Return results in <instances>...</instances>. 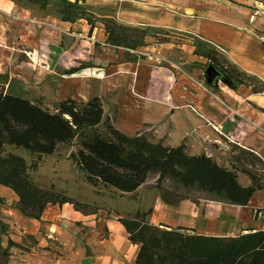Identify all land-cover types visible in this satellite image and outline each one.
<instances>
[{
	"label": "crops",
	"instance_id": "crops-1",
	"mask_svg": "<svg viewBox=\"0 0 264 264\" xmlns=\"http://www.w3.org/2000/svg\"><path fill=\"white\" fill-rule=\"evenodd\" d=\"M254 1L148 0L140 9V21L149 23L151 27L190 34L192 38L209 45L220 62L223 60L220 51L226 54V61L223 62L227 64L220 66L233 68L258 80L256 72L264 71V45L256 40L264 34V10L259 3L256 4L259 9H253ZM153 3L155 6L151 5ZM162 5L170 11L163 12ZM27 17V11L17 8L14 2L0 0V25L1 19H5L7 29L11 30L9 36L19 40L20 45L27 43L31 37V30H27V26L35 29ZM134 18L139 19L137 14ZM28 21L30 25H27ZM71 26L62 22L52 25L59 32L52 33L56 48L51 52V69L78 70L74 67L78 62L82 69L104 72L103 76H98L102 82L97 83L113 99L116 114L113 120H107L117 132L136 137L142 134V129L146 133L150 126L163 121L166 128L164 139L168 141L166 145L176 146L170 143L173 137H179L189 155L199 156L204 151L206 156L218 163L220 154L216 153L215 145L225 144L228 148L229 144L236 147L232 155L237 151L243 154L249 152L264 163L262 92L254 93L248 84H241L235 90L220 84L209 88L199 87L192 80L188 82L183 77L174 76L167 68L151 67L149 61L140 62L129 55L123 59L122 55H116L115 60L114 55L111 57L113 60L104 57L98 62V59L90 56L92 48L89 42L85 54L72 51L71 46L62 48L60 36L78 37L68 32ZM89 30L83 27L84 34H90ZM194 39L191 47H194ZM142 43V46L130 52L154 59L158 58L156 53L167 55L177 45L169 41L153 42L151 45L144 39ZM38 47L31 49L34 56L39 53ZM139 48L144 51H136ZM191 54L204 59L193 51ZM93 61L94 65L91 63ZM220 66L216 64V68ZM2 69L0 76L7 74L2 73ZM11 80L12 77L8 76L4 80L5 85ZM118 90L126 93L124 102H120ZM128 90L133 91L131 96L127 94ZM102 107L104 119L103 102ZM239 182L245 186L250 181L245 178ZM146 184L122 196L136 198L139 203L132 209L136 212L139 207L148 205L150 213L147 221L151 226L213 238H234L264 232V181L244 207L209 198L194 201L185 198L175 205H169L163 202L159 192L144 188ZM64 196L73 201L70 196ZM99 198L100 201L96 202L99 206L95 205L93 199L83 203L73 201L47 205L39 220L24 217L16 210H4L7 207L0 204V222L6 228L2 235L5 240L0 238V247L7 254L4 264H134L139 246L130 243L128 234L119 222L120 219H130L132 211L120 210L114 204L112 206L104 196ZM77 200L85 199L80 196Z\"/></svg>",
	"mask_w": 264,
	"mask_h": 264
},
{
	"label": "trees",
	"instance_id": "trees-1",
	"mask_svg": "<svg viewBox=\"0 0 264 264\" xmlns=\"http://www.w3.org/2000/svg\"><path fill=\"white\" fill-rule=\"evenodd\" d=\"M65 6L66 9L57 15L62 22L84 19L90 24L89 32L92 31V23L82 14L81 8L68 3ZM104 27L106 41L116 47L135 50L143 44V35L141 39L132 33L126 34L123 29H118L114 35L107 25ZM210 50L194 54L213 60L210 64L216 67L219 65L217 56ZM217 69L222 74L220 82L230 90L248 84L254 93L261 92L254 86V83L259 84L256 79L233 68L220 66ZM102 119L103 107L98 97L87 102L65 99L57 103L54 112H49L28 99L8 93L0 83V154L6 146H12L31 155L47 156L59 146L79 139V149L71 158L85 173L87 182L95 185L99 182L121 195L131 194L144 185L150 172L158 174V180L169 176L184 186L194 185L212 193L218 202L234 206H246L261 188V184L251 178L252 187L242 189L233 173L218 168L203 156L187 157L181 147L166 150L152 146L143 138L124 136L109 125L106 126L107 137L96 132L84 133L86 129L97 128ZM36 167L37 163L28 165L22 157L13 154L0 156V188L8 189L16 196V208L22 216L39 220L47 205L72 201L57 192L39 188L29 174ZM160 193L166 204L175 205L181 200L168 198V194H173L169 191ZM149 213L119 220L130 243L139 246L134 264H264V232L225 239L184 235L148 225L145 219ZM5 230L0 222V235ZM6 255L0 248V259L4 260ZM4 262L0 261V264Z\"/></svg>",
	"mask_w": 264,
	"mask_h": 264
},
{
	"label": "rangeland",
	"instance_id": "rangeland-1",
	"mask_svg": "<svg viewBox=\"0 0 264 264\" xmlns=\"http://www.w3.org/2000/svg\"><path fill=\"white\" fill-rule=\"evenodd\" d=\"M15 2V6L20 10L23 9L27 11L28 17L30 19L35 29H30L31 26H27V30H31L30 39L27 43L20 45L19 40H14L11 38L10 29H7V21L1 19L0 25V68H3L2 73H7L6 75L0 76V83L8 93H12L14 96H18L24 99H28L32 104L40 106L43 109L48 110L49 112H54L56 105L59 101H62L67 98L73 97L74 100L79 102L88 101L89 99L99 96L103 102L105 116L102 123L95 129H86L84 133L92 134L93 132L98 133L102 137H107L106 126L110 123L107 119H114L116 114V107L112 103L111 95L105 92L101 85L97 83L99 80L98 76H103L104 72L98 70H89L82 69L78 65V62L74 65L75 68H78L76 72L68 73L71 69L66 70L61 68L58 69L54 67L51 69V52L53 48H56V43L52 40V36L59 31L53 29L52 25L62 22L57 15L59 11H64L66 9L65 3L74 5L76 8H81L82 14L92 23V31L90 34L83 33V27L90 29V24L84 19H78L72 23L62 22L72 24L69 33H74L77 38H71L68 36H60V41L62 43V48L65 49L69 46L73 51H77L80 54H85V51H88L87 42L91 43L90 47L92 48L91 57L98 59V62L105 58L113 60L111 57L114 55V60L116 55H122V59L129 55L134 57L138 61H149L151 67L157 68H167L172 74L177 75L180 78H184L185 81H194L199 85V87L209 88L205 83V70L213 61L211 59H199L192 56L195 52H207L211 51L209 46H202L201 42L195 39L193 41L194 47H191L192 35L186 33H178L169 29L151 27L149 23L141 22V7L148 0H9ZM254 1V0H253ZM261 5L262 10H264V0H255L253 4V9H259L256 4ZM155 6V3L151 4ZM163 12H168L170 9L165 5H162ZM48 11V14L45 12ZM140 12V13H139ZM264 12V11H263ZM180 13V12H179ZM137 14L139 19H135L134 16ZM140 14V16L138 15ZM17 18V17H16ZM11 20H13L11 18ZM108 21V22H106ZM7 25H6V24ZM44 23V24H42ZM29 21L27 25H30ZM113 32L114 35H117L118 29H123L126 34H131L142 39L144 36V42L153 44V42H167L177 44L175 45L171 52L165 53H156V59L134 54L135 51L130 52L126 48L116 47L106 41V26ZM52 27V29H51ZM5 29V30H4ZM45 31H49L45 32ZM131 31V32H129ZM54 33V34H52ZM12 35V34H11ZM46 36V37H45ZM35 38V40H34ZM88 38L90 40H88ZM43 39V40H42ZM41 40L42 44L39 43ZM258 41V37L257 40ZM259 42V41H258ZM190 43V44H189ZM260 43V42H259ZM156 44V43H155ZM39 46V47H38ZM148 46V45H147ZM32 47L39 49V53L34 56ZM213 50V49H212ZM132 51V50H131ZM136 51H144L143 48H139ZM88 53V52H87ZM221 56L224 61L226 54L221 52ZM89 55V54H86ZM135 55V56H134ZM220 65H225L227 63L218 61ZM94 65V61L91 62ZM229 66V65H228ZM65 71V72H63ZM125 74V73H124ZM258 83H254V86L262 92L261 95H264V71L256 72ZM262 75V76H260ZM12 77V80L9 84L5 85L4 80ZM119 77V76H118ZM257 77V76H256ZM262 79H261V78ZM102 79V78H101ZM104 79V78H103ZM243 82H247L246 79H241ZM222 86L223 84L219 82L217 85ZM120 85V84H118ZM224 86V85H223ZM222 86V87H223ZM130 96L133 94L132 90H128L127 94ZM120 102H124V96L126 93H123L122 90H118ZM125 94V95H124ZM116 96V94H113ZM112 95V96H113ZM26 97V98H25ZM191 108V107H189ZM117 116V115H116ZM148 129V128H147ZM141 130L142 134L137 135L138 138H143L147 143L152 146H158L160 148L173 150L181 147L183 153L187 157H205L206 159L211 160L218 168L231 172L234 174L237 184L242 189H247L252 187L251 178H255L260 184L264 181V163L262 160L256 156L246 152H236V147H232L228 144V148L225 144L215 145L218 155V163H216L211 157L205 155L202 151L201 155L192 156L189 153H186L185 146L183 141L179 137H173V140L170 144L175 145L170 147L166 145V128L163 127L162 123L159 121L154 125L149 127L148 132ZM137 131L136 133H138ZM144 132V133H143ZM83 133V137H84ZM145 134H148L145 136ZM82 137V138H83ZM135 137V136H134ZM81 139V138H80ZM225 141V140H224ZM79 149V139L74 140L68 145H62L57 148V150L52 155L47 156H37L31 155L26 152L24 149L15 148L12 146H6L4 151L0 154L7 155L13 154L15 156L22 157L28 165L37 163L36 170H30L29 174L32 181L43 190H50L57 192L61 195H68L73 198V201H78L83 203V201H95V205L99 206L100 196H104L108 203L112 206H116L118 209L123 211H132L130 218L135 217L139 214L140 216L148 212V205H144L138 208V211L134 209L138 205L136 198L131 196H122L117 191L110 187H106L101 183L91 184L87 182L86 175L83 171L79 169L76 162L71 158V155L74 154ZM243 179L250 181L248 185L243 186L239 180ZM146 188L151 192H159L161 196V191L166 193L167 191L173 193L172 195L168 194V198L171 199H181L184 200L198 198H209L215 199V196L212 193L207 192L197 188L194 185L184 186L175 178L164 177L158 180V174L150 172L146 180ZM157 187V189H156ZM0 195L2 196L0 204L5 205L6 209L17 210L16 208V196L10 192L8 189H0ZM127 195V194H126ZM0 196V197H1ZM77 196V197H76ZM85 200H77L80 199ZM66 197V196H65ZM85 197V198H83ZM135 197V196H134ZM217 198V197H216ZM218 199V198H217ZM180 200V201H181ZM72 201V202H73ZM218 201V200H216ZM219 201H221L219 199ZM102 206H105L101 202ZM19 212V211H18ZM136 212V213H134ZM147 217L145 222L148 224ZM149 225V224H148ZM187 235V233H182ZM249 233L246 235H250ZM3 235V234H2ZM0 235V238L4 236ZM239 237V236H238ZM236 238V237H234ZM225 239V238H224ZM5 240V238H3ZM30 241V240H29ZM1 248V247H0ZM3 261V258L0 259Z\"/></svg>",
	"mask_w": 264,
	"mask_h": 264
},
{
	"label": "water",
	"instance_id": "water-1",
	"mask_svg": "<svg viewBox=\"0 0 264 264\" xmlns=\"http://www.w3.org/2000/svg\"><path fill=\"white\" fill-rule=\"evenodd\" d=\"M204 76L206 85L210 87L217 85L222 79L221 72L212 64L206 68Z\"/></svg>",
	"mask_w": 264,
	"mask_h": 264
},
{
	"label": "built area",
	"instance_id": "built-area-1",
	"mask_svg": "<svg viewBox=\"0 0 264 264\" xmlns=\"http://www.w3.org/2000/svg\"><path fill=\"white\" fill-rule=\"evenodd\" d=\"M258 41H259L262 45H264V34L258 36Z\"/></svg>",
	"mask_w": 264,
	"mask_h": 264
}]
</instances>
